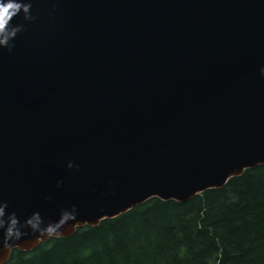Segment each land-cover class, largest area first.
I'll use <instances>...</instances> for the list:
<instances>
[{"label": "water", "instance_id": "1", "mask_svg": "<svg viewBox=\"0 0 264 264\" xmlns=\"http://www.w3.org/2000/svg\"><path fill=\"white\" fill-rule=\"evenodd\" d=\"M14 2L0 30V264L264 166V0Z\"/></svg>", "mask_w": 264, "mask_h": 264}, {"label": "trees", "instance_id": "2", "mask_svg": "<svg viewBox=\"0 0 264 264\" xmlns=\"http://www.w3.org/2000/svg\"><path fill=\"white\" fill-rule=\"evenodd\" d=\"M6 264H264V166L186 203L152 199Z\"/></svg>", "mask_w": 264, "mask_h": 264}, {"label": "clouds", "instance_id": "3", "mask_svg": "<svg viewBox=\"0 0 264 264\" xmlns=\"http://www.w3.org/2000/svg\"><path fill=\"white\" fill-rule=\"evenodd\" d=\"M21 8L19 2L14 0H0V30H3L13 15H16Z\"/></svg>", "mask_w": 264, "mask_h": 264}]
</instances>
